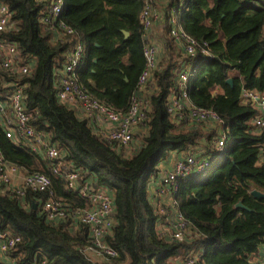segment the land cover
I'll return each instance as SVG.
<instances>
[{
	"label": "trees",
	"instance_id": "1",
	"mask_svg": "<svg viewBox=\"0 0 264 264\" xmlns=\"http://www.w3.org/2000/svg\"><path fill=\"white\" fill-rule=\"evenodd\" d=\"M156 1L166 54L153 76L147 133L141 146L129 152L112 147L78 112L58 101L56 77L66 52L80 41L87 57L77 77L85 91L116 112H128L146 65L140 21L146 1L64 0L63 14L47 26L43 21L51 0H0L16 25L2 38L16 45L21 65L35 62L26 76L0 68V94L11 90L9 84H26L24 105L32 124L64 153L80 182L109 192L115 224L104 242L118 253L112 258L89 251L92 234L84 224L47 223L41 206L48 193L30 191L21 200L0 189V230L21 238L9 254L16 264H181L201 249L204 264H254L261 258L264 200L251 191L264 193V165L258 162L264 133L253 128L259 112L244 104L241 94L243 89L264 94V8L255 0H187L185 8L182 0ZM175 16L176 25L205 47L208 56L186 58L169 36ZM122 31L130 36L126 39ZM182 63L191 70L192 87L186 89L190 106L213 110L228 129L231 145L223 153L212 150L216 129L203 124L181 128L168 112ZM200 145L216 161L203 176L179 183L173 197L191 224V236L172 241L159 228L165 217L151 188L171 171L172 163L169 170L162 168L174 153L184 160ZM0 150L7 163L28 174L49 175L52 191L68 206L90 208L89 200L51 173L42 156L8 139L1 124ZM239 203L251 211L236 208Z\"/></svg>",
	"mask_w": 264,
	"mask_h": 264
},
{
	"label": "built area",
	"instance_id": "2",
	"mask_svg": "<svg viewBox=\"0 0 264 264\" xmlns=\"http://www.w3.org/2000/svg\"><path fill=\"white\" fill-rule=\"evenodd\" d=\"M145 1L140 21L144 27L143 54L146 65L139 78L136 95L131 98L128 112H116L85 91L77 77V73L83 68L84 60L87 57V48L80 41H77L66 52L65 62L58 70L56 77L58 101L78 112L80 118L87 120L93 130L118 151H133L138 145L136 136L142 130L147 133V124L150 120L148 97L154 91L153 76L166 54L164 39V43L160 39L157 40L151 30L156 23L162 25L161 14L157 10V1ZM186 1L182 0V8H185ZM255 1L264 8V0ZM64 7V0H51L48 9L49 16L44 19V24L53 25L54 21L63 14ZM178 18L179 16L172 18L170 23L172 29L169 36L174 39L186 58H194L199 53L208 56L209 52L205 47L199 46L197 40L189 36L182 26L176 25ZM15 28L16 25L12 20L9 7L0 2V68L20 76H26L35 62L31 61L21 65L16 45L6 42L2 38L4 33ZM65 29L68 34H74L71 29ZM175 80L177 86L175 92L170 96L167 105L168 112L181 125V128L191 124H203L216 129L215 136L211 141L212 150L218 154L223 153L231 143L228 140V129L222 118L213 110L198 109L190 106L188 102L186 89L192 87V76L188 63H182ZM9 86L11 88L9 92L0 94V124L5 129L6 137L16 145L30 148L32 152L42 156L48 162L51 173L63 178L68 190L76 191L80 197L89 200L90 208L73 209L62 202L52 191L50 176L42 172L27 173L22 176L21 183L17 184L15 178L26 171L20 166L7 163L1 150L0 189L3 193L21 200H25L30 191L48 193V200L41 206L42 216L47 223L57 224L70 221L76 227L81 224L88 226L92 234L91 246L88 247V250L98 257L116 258L117 251L104 242L105 238L111 234L115 224V207L109 192L92 183L79 181V172L64 160V153L51 142L47 133L39 131L32 124L33 117L24 105L27 85L17 82L9 84ZM241 100L244 104L253 105L258 110L259 113L253 120V128L259 133H264V94L243 89ZM143 140L142 137L141 144ZM189 154L184 160L177 161L171 171L162 176L155 190L156 198L166 199L164 203H158L159 212L165 217V222L159 228L172 241H182L191 236V224L179 211L178 202L173 197V194L178 191L179 183L183 180L197 179L203 176L216 161V157L209 156L205 150L201 154ZM258 162L264 165V143L261 145ZM20 241L19 236L0 230V263L16 264L11 260L9 254L16 249ZM202 255V249L194 250L180 263L204 264L201 260ZM261 260L259 264H264V245L261 247ZM40 264H48V262L43 261Z\"/></svg>",
	"mask_w": 264,
	"mask_h": 264
},
{
	"label": "crops",
	"instance_id": "3",
	"mask_svg": "<svg viewBox=\"0 0 264 264\" xmlns=\"http://www.w3.org/2000/svg\"><path fill=\"white\" fill-rule=\"evenodd\" d=\"M182 128H184V127H182ZM208 132H209V131H208ZM136 140H138V139H136ZM137 142H138V143H137ZM137 142H136V143H137L138 145H137L134 149H136L138 146L141 145V142H140L139 140H138ZM134 149H133V150H134ZM201 151H203V146L201 147ZM178 154H180V153H178ZM178 154L174 153V154L172 155V157H171L170 163H168L167 166H166V165H163L164 167H163L162 169H163V170H164V169L169 170V169L173 166V164H174L176 161L180 160V159L182 158V156H181V155H178ZM199 154H200V153H199ZM171 163H172V166H171ZM166 170H165V171H166ZM165 171H164V172H165ZM25 174H27V172H23V173L21 174V176L16 177V178H15V179H16L15 182H16L17 184L21 183V181H22V176L25 175ZM158 184H159V180H158L157 184L153 185L152 188H151L152 197H153V199H154V198L156 199L157 203H160V202L164 203V202L166 201V199L163 200L164 198H156L155 192L153 191V190H154V186H156V188H157ZM260 261H262L261 258H259V259H255V260H254V264H259Z\"/></svg>",
	"mask_w": 264,
	"mask_h": 264
},
{
	"label": "rangeland",
	"instance_id": "4",
	"mask_svg": "<svg viewBox=\"0 0 264 264\" xmlns=\"http://www.w3.org/2000/svg\"><path fill=\"white\" fill-rule=\"evenodd\" d=\"M152 31H153V34H154V37L158 40V39H160V40H162L163 41V39L165 38V31L163 30V25H157V23L152 27V29H151ZM156 40V41H157ZM163 43H164V41H163ZM145 133V130H142V132L139 134V135H137L136 136V138L135 139H138L139 141H141V139H142V137H144L145 135H143ZM201 147H202V145H200V146H197V150L196 149H194L193 151H195V152H189V153H192V154H194V153H202V151H201ZM214 163L215 162H213V165H214ZM206 174V173H205ZM95 260H98V259H95Z\"/></svg>",
	"mask_w": 264,
	"mask_h": 264
},
{
	"label": "water",
	"instance_id": "5",
	"mask_svg": "<svg viewBox=\"0 0 264 264\" xmlns=\"http://www.w3.org/2000/svg\"><path fill=\"white\" fill-rule=\"evenodd\" d=\"M122 33H123V35L125 36L126 39L130 36V34H129L128 32H126V31H122ZM227 83L230 84V85H233V80H232V79H229V80L227 81ZM251 195H252L255 199H258V200H264V193H261V192H259V191H257V190H252V191H251ZM236 208H241V209H244V210H246V211H248V212L251 211L248 207L244 206L242 203H239V204L236 206Z\"/></svg>",
	"mask_w": 264,
	"mask_h": 264
}]
</instances>
